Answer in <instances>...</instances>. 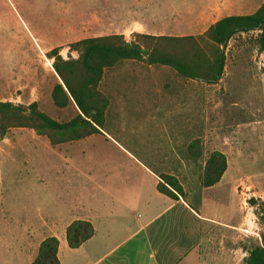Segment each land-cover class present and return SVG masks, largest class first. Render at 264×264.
<instances>
[{
  "label": "crops",
  "instance_id": "0c3cea01",
  "mask_svg": "<svg viewBox=\"0 0 264 264\" xmlns=\"http://www.w3.org/2000/svg\"><path fill=\"white\" fill-rule=\"evenodd\" d=\"M262 1L151 0L148 3L144 0L140 3L118 0L117 14L121 17V14H128L129 18H124L122 30L113 34L202 35L210 25L225 17L253 13ZM168 13L179 15L175 21L181 24L167 28L173 32L151 30L149 24L138 18L139 15L148 17V21L151 18V21L168 23L171 20L166 17ZM251 33L255 38L258 32L235 34L225 49H238L230 45L232 39ZM259 57L263 59V54ZM115 66L114 71L103 70L99 84V90L109 98L100 134L51 146L33 130L10 128L0 140V184L1 166L8 149L13 151L35 143L42 152L37 155L36 178L42 183L43 191L53 193L55 206L59 209L46 211L43 207L37 211V227L32 225L25 211H18L16 215L12 211H0V231L6 233L7 254L12 261L30 264L40 242L53 236L58 240L60 264L242 262L246 252L238 242L253 236L255 217L245 200L244 207L241 206L242 196L238 193V187L250 176L243 179L229 171V163L237 164L234 139L229 141L234 144L233 148L229 144L227 152L220 150L225 154L227 166L219 182L202 187L200 178L204 162L199 166L190 160L187 146L191 140L184 146L178 145L182 130L191 126L185 94L190 80L181 82L179 92L175 94L158 95L146 81H139L135 83L139 86L134 87V82L127 80L126 73L142 68L141 62L130 60L111 68ZM146 67L149 72L157 71L155 65ZM165 67L159 65L158 71L166 70ZM51 69L56 76L52 66ZM8 73L4 86L0 81V102L40 103L43 78L28 79V72L21 76H15L13 70ZM191 82L200 84L196 91L202 99L198 109V120L204 127L202 138L213 137L215 127H210L208 120L219 117L221 106L215 94L222 87V78L211 84ZM139 87L148 88V95L127 92ZM116 89L122 95L117 96ZM110 93L115 94L114 101ZM73 110L75 112L74 107ZM108 119L118 122L116 129L110 130ZM223 146H227L226 143ZM163 174L178 180L183 197L172 199L157 191L156 185ZM251 186L247 182L244 184L246 188ZM74 220L90 222L94 234L72 249L66 244L65 229ZM33 227L36 229L31 235L29 231Z\"/></svg>",
  "mask_w": 264,
  "mask_h": 264
},
{
  "label": "rangeland",
  "instance_id": "374dc122",
  "mask_svg": "<svg viewBox=\"0 0 264 264\" xmlns=\"http://www.w3.org/2000/svg\"><path fill=\"white\" fill-rule=\"evenodd\" d=\"M117 1L0 0L1 85H5L6 78L9 76L8 71L11 70L15 76H21L28 72V79L43 78L42 97L40 103H37L39 110L59 122L71 119L75 115L71 105L58 109L52 103L50 92L57 78L51 69L53 59L47 58L45 53L54 47H61L59 55L63 59L68 56L76 58L77 54L70 52L67 48L69 43L92 36L97 37L96 35L106 36L120 32L121 26L124 25V18L127 19L129 16L121 14V17L117 14ZM127 1L141 3L144 0ZM149 1L151 0H145L148 3ZM166 17L171 18L168 23H159L151 21V18L148 21V17L138 15L144 24H149L148 28L151 30L173 32L174 30L167 28L181 24L175 21L179 15L168 13ZM122 36L126 41L132 40V34L129 36L122 34ZM198 36L201 35L194 37ZM230 45L238 49L224 50L225 70L221 76L222 87L215 94L221 106L219 117L208 120L209 126L215 127L214 140L212 136L202 138L204 127L198 120L200 118L198 109L200 110L202 99L198 97L201 96L200 92L196 91L197 85L200 84L191 82L192 80L189 79L190 84L186 88L185 94L190 108L191 126L188 130L186 128L182 130V134L178 137V141H180L178 145L184 146L190 140L199 139L202 154L198 158L190 160L200 166L210 152H221L220 150L227 152L229 144L233 148L234 144L229 141L234 139L235 149L237 148L238 152L235 157L237 164L233 166L229 163L231 169L229 171L235 172L243 179L250 176L249 180H243V184L238 187V193L242 196L241 206L248 205L254 214L255 208L250 206L248 200L253 198L264 203V75H262L264 53H259L257 49H254L256 44L252 33L235 37ZM260 54H263V59H260ZM129 62L130 60H123L117 65ZM138 62L144 66L126 73L127 80L134 82V87L139 86L135 83L146 81L151 90L156 89L158 95L175 94L179 92L181 82L187 80L170 67L166 66V70L158 71L160 70L159 65H155L157 71L154 73L149 72L147 64L142 61ZM260 65L261 69H258ZM108 69V71H114L117 67ZM131 89L127 92L138 96L148 95V88L139 87L133 91ZM114 92L117 93V96L122 95V92L120 93L117 89ZM110 94L112 95V93ZM151 94L153 93L151 92ZM112 96L111 99L114 101L115 94ZM204 105L208 107L207 104ZM117 123L115 119H110L108 121L110 130L116 129ZM234 130L235 136L233 135ZM224 143L227 146L224 147ZM8 152L1 166L0 211H12L15 215L18 211H25L32 225L37 227V211H41L43 207L46 211H59L55 206L53 193L49 190L43 191L42 183L36 178L37 155L41 152V147L31 143L13 151L8 149ZM23 162L27 163L23 164ZM246 182L252 184L251 188L244 187ZM241 192H245L247 195L241 194ZM254 217L253 236L240 240L238 246L249 247L260 240L264 226L257 221L255 214ZM35 227L30 229L31 235L35 233L33 231L36 229ZM5 239L6 233L0 231V264H20L12 261L11 256L7 254L9 249L5 246ZM238 264H242V262Z\"/></svg>",
  "mask_w": 264,
  "mask_h": 264
},
{
  "label": "trees",
  "instance_id": "16d2710c",
  "mask_svg": "<svg viewBox=\"0 0 264 264\" xmlns=\"http://www.w3.org/2000/svg\"><path fill=\"white\" fill-rule=\"evenodd\" d=\"M254 31L258 32L255 36L257 51L264 53V0L253 13L225 17L198 37L133 33L130 41L116 34L84 38L67 45L77 57L66 59L59 55L61 47H54L45 53L47 58L53 59L52 68L57 77L50 97L58 109L74 107L75 115L59 122L39 110L37 102L27 105L0 102V140L10 128L33 130L51 146L100 134L109 103L108 96L98 89L105 68L123 60L142 61L147 65L167 66L184 78L211 84L219 81L223 74L228 41L237 33ZM187 151L192 159L201 156L199 139L190 141ZM226 166L223 153L210 152L203 163L201 186L207 188L218 183ZM159 178L161 181L156 185L159 193L172 199L183 197V189L174 176L163 174ZM248 203L255 208L257 221L264 226V203L253 198ZM93 234L90 222L74 220L65 229L66 244L77 248ZM57 248L55 237L44 238L30 264H60ZM241 248L246 252L242 264H264V230L259 241Z\"/></svg>",
  "mask_w": 264,
  "mask_h": 264
}]
</instances>
